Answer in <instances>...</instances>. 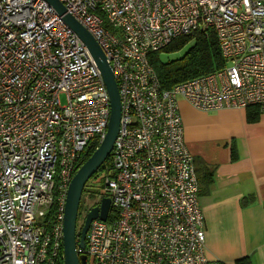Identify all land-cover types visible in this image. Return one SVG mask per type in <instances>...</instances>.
Returning <instances> with one entry per match:
<instances>
[{"label":"built area","instance_id":"built-area-1","mask_svg":"<svg viewBox=\"0 0 264 264\" xmlns=\"http://www.w3.org/2000/svg\"><path fill=\"white\" fill-rule=\"evenodd\" d=\"M59 1L100 45L122 103L111 212L79 254L88 264H211L180 100L264 112V0ZM209 30L224 68L164 90L149 56ZM110 117L100 69L55 9L0 0V264H64L67 194Z\"/></svg>","mask_w":264,"mask_h":264},{"label":"crops","instance_id":"crops-1","mask_svg":"<svg viewBox=\"0 0 264 264\" xmlns=\"http://www.w3.org/2000/svg\"><path fill=\"white\" fill-rule=\"evenodd\" d=\"M180 107L196 167L215 172L200 196L208 260L264 264V112L251 123L247 109L208 113L186 101Z\"/></svg>","mask_w":264,"mask_h":264},{"label":"water","instance_id":"water-1","mask_svg":"<svg viewBox=\"0 0 264 264\" xmlns=\"http://www.w3.org/2000/svg\"><path fill=\"white\" fill-rule=\"evenodd\" d=\"M55 9L64 23L79 37L87 46L92 58L100 69L107 87L111 117L108 133L101 146L93 153L88 161L81 167L74 177L67 195L64 218V255L65 264H87V257L80 256L78 249L86 248V238L90 226L94 220L100 219L107 222L111 200L105 198L99 207L91 210L81 230L80 241H77V226L82 197L88 182L104 166L112 156L116 140L121 129L122 103L118 84L115 80L112 68L97 41L82 27L75 18L68 14L65 6L59 0H44Z\"/></svg>","mask_w":264,"mask_h":264},{"label":"trees","instance_id":"trees-1","mask_svg":"<svg viewBox=\"0 0 264 264\" xmlns=\"http://www.w3.org/2000/svg\"><path fill=\"white\" fill-rule=\"evenodd\" d=\"M184 51V54L176 59L170 61H163L162 55L179 54ZM149 62L157 73L164 90H171L175 86L185 83L190 80H194L199 77L207 76L224 68L226 60L223 58L219 40L216 33L213 30L208 32H199L193 36L181 37L165 50L155 52L149 56ZM248 110L249 122L255 123L259 119L261 112L258 107H250ZM93 144L89 150L85 153L83 164L94 153ZM196 165V163H195ZM202 167V166H201ZM200 166L196 167V173L199 181L200 196L209 193L210 186L213 184L215 172L213 169L205 166L203 169ZM112 157L105 163L101 171H99L87 184L89 187L93 180L99 178L100 173L102 176L108 178L113 177L112 172ZM102 177L99 183V191L105 189V178ZM85 192V191H84ZM211 264H224L220 262H211ZM238 264H251L248 260L239 261Z\"/></svg>","mask_w":264,"mask_h":264},{"label":"rangeland","instance_id":"rangeland-1","mask_svg":"<svg viewBox=\"0 0 264 264\" xmlns=\"http://www.w3.org/2000/svg\"><path fill=\"white\" fill-rule=\"evenodd\" d=\"M60 17V16H59ZM76 20V19H75ZM64 22V21H63ZM82 26V25H81ZM83 27V26H82ZM79 38V37H78ZM100 46V45H99ZM87 47V46H86ZM90 53V52H89ZM184 54V51L183 52H181V53H179V54H173V55H167V54H164V55H162V60L163 61H170V60H176V59H178V58H180L182 55ZM181 102H180V104L184 101L183 99H181L180 100ZM63 102H64V99H63ZM91 147V146H90ZM89 150V149H88ZM87 150V151H88ZM97 149L94 147V152L96 151ZM86 151V152H87ZM85 152V153H86ZM93 155V154H92ZM84 156H85V154H84ZM112 157V156H111ZM110 157V158H111ZM83 159H84V157H83ZM85 164V163H84ZM84 164H82V166L84 165ZM105 165V164H104ZM81 166V167H82ZM103 168V167H102ZM101 168V169H102ZM81 169V168H80ZM79 169V170H80ZM101 169L99 170V171H101ZM98 171V172H99ZM97 172V173H98ZM78 173V172H77ZM96 173V174H97ZM95 174V175H96ZM77 175V174H76ZM75 175V176H76ZM94 175V176H95ZM93 176V177H94ZM92 177V178H93ZM102 177H104V175L102 176V172L100 173V175H99V178L97 179V180H93L92 182H91V184L89 185V187L87 188V189H85V192H84V194H83V197H82V201H81V205H80V210H79V217H78V226H77V241L79 242L80 241V236H81V230H82V228H83V226H84V224H85V221H86V218H87V216H88V214L91 212V210L92 209H94V208H96V207H99L100 205H101V203H102V200L103 199H105V198H108V199H110V195H109V193L104 189V190H102V192H100L99 191V183H100V181H101V179H102ZM105 178V180H106V177H104ZM108 178H110V177H108ZM74 179V178H73ZM73 181V180H72ZM72 183V182H71ZM199 194H200V192H199ZM68 195V194H67ZM111 200V199H110ZM66 202H67V200H66ZM199 206H200V197H199ZM110 212H111V209H110ZM109 215H110V213H109ZM111 215H112V213H111ZM65 218V217H64ZM108 218H109V216H108ZM97 220H100V219H97ZM97 220H94V221H97ZM93 221V222H94ZM101 221V220H100ZM107 221H108V219H107ZM92 222V223H93ZM102 222H104V221H102ZM92 225V224H91ZM91 227V226H90ZM90 230V229H89ZM89 232V231H88ZM87 235H88V233H87ZM87 239V238H86ZM64 240V239H63ZM78 250H81V249H78ZM84 250H86V248L84 249ZM84 250H82L83 252H86V251H84ZM79 253V252H78ZM80 256H86L87 257V254H85V253H83V254H79ZM64 258H65V255H64ZM88 257H87V264H88ZM64 264H65V260H64Z\"/></svg>","mask_w":264,"mask_h":264}]
</instances>
